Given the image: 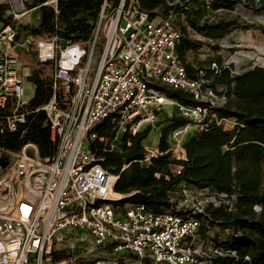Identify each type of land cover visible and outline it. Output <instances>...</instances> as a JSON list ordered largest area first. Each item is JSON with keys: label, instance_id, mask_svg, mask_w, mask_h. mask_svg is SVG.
<instances>
[{"label": "built area", "instance_id": "built-area-1", "mask_svg": "<svg viewBox=\"0 0 264 264\" xmlns=\"http://www.w3.org/2000/svg\"><path fill=\"white\" fill-rule=\"evenodd\" d=\"M57 2L46 3L58 12ZM0 5L17 23L34 12L26 0H0ZM169 13L156 15L140 0H105L92 36L84 42H64L56 35L18 39L17 24L0 20V132L16 131L26 118L29 99L13 52L17 44L53 66V96L43 110L57 143L55 153L46 157L34 143L18 150L0 146V264H121L118 258H102L103 250L122 254L126 261L131 254V264H218L214 257L237 256L235 250L215 245L201 249V222L193 215L155 213L143 203L118 211L113 202L125 195L116 191L120 174L104 168L97 152L99 147L115 149L124 133L135 135L153 125L166 105L190 120L185 128H203L208 122L236 125L235 119L216 113L226 95L210 85L205 71L197 78L188 75L177 53L181 31ZM211 69L220 72L216 62ZM162 85L189 92L198 103L169 97ZM104 123L109 135L96 130ZM177 145L172 154L184 159L182 141ZM144 149V160L163 153ZM172 170L179 174L182 165L173 164ZM183 192L179 206L192 213L202 212L208 202L235 198L215 192L204 204H189L186 185Z\"/></svg>", "mask_w": 264, "mask_h": 264}, {"label": "trees", "instance_id": "trees-1", "mask_svg": "<svg viewBox=\"0 0 264 264\" xmlns=\"http://www.w3.org/2000/svg\"><path fill=\"white\" fill-rule=\"evenodd\" d=\"M48 0H26L33 9L35 22L17 23L5 15L6 5H0V20L12 22L18 27V39L29 35L48 37L56 35L64 42H84L91 38L96 21L105 0H58L57 9ZM117 4L119 0H108ZM141 4L156 15L167 17L170 13H186L190 25L209 38L224 37L238 28L256 26L247 18L264 14V0H140ZM170 2H175L170 5ZM226 9V18L218 13ZM214 21L210 22V18ZM203 20V21H202ZM202 21V22H201ZM175 23V21H174ZM176 24V23H175ZM178 27V26H177ZM179 28V27H178ZM264 31V26H261ZM181 38L177 53L186 66L188 75L197 78L204 70L210 85L226 95L223 106L215 109L220 117L233 118L236 125L229 128L216 122H208L195 132H188L182 141L185 158L173 156L172 134L190 123L176 109L158 121L160 126L159 149L162 154L152 158L151 166L141 164L144 160V141L151 130L147 125L135 135L122 134L113 150L97 149L104 168L120 174L116 191L130 194L128 202L143 203L155 213L171 212L183 216L193 215L201 224L199 234L211 245L235 250L237 256L214 257L218 264H264V67L253 66L242 72L233 73V67L221 66L214 73L196 63L187 62L189 51H198L206 45L202 40L189 37L187 28H179ZM40 63V62H39ZM43 68L28 76L35 92L24 106L25 121L16 131L0 132V146L5 150H18L27 143L38 146L41 156L55 153L57 143L52 140L51 128L43 106L53 96L54 77L44 76ZM221 87L219 90L218 87ZM169 97L182 103L194 105L197 100L184 90L160 86ZM160 114V112H159ZM158 114V116H159ZM103 126L96 130L109 135ZM131 141V145L127 142ZM6 165L7 161L2 160ZM127 167L122 170L124 165ZM173 164L182 165L176 174ZM189 189L209 192H225L234 196L229 203L208 202L202 212L192 213L188 207L179 206L185 198L184 186ZM114 201V206L124 204ZM261 210L257 211L254 206ZM214 233V234H213ZM249 256L250 259H246Z\"/></svg>", "mask_w": 264, "mask_h": 264}, {"label": "rangeland", "instance_id": "rangeland-1", "mask_svg": "<svg viewBox=\"0 0 264 264\" xmlns=\"http://www.w3.org/2000/svg\"><path fill=\"white\" fill-rule=\"evenodd\" d=\"M238 12H246L247 18L255 21L254 24L256 26H249L247 28H238L228 33L224 37L220 38H209L204 35L201 31L193 28L188 22L186 13H172V19L175 21L176 26L179 28L186 27L187 34L190 38L196 40H202L205 43V47L198 51H189L187 53V62L196 63V60H199L203 64L204 67L210 68L213 62H216L219 67L221 66H230L233 67V73L242 72L253 66H261L264 67V31L261 26H264V14H260L257 16H252L249 13L252 10H248L246 8H238ZM221 17L226 18V9L220 10L218 13ZM37 19L36 13L31 12L20 19L21 23L25 22H35ZM203 21V20H202ZM201 21V22H202ZM210 22L214 21V18H210ZM35 44V40H32V45ZM13 52L18 56L20 61V71L25 80V94L24 97L26 99H31L34 93V86L28 80V76L31 72L36 69L43 68L44 76L52 77L53 76V66L51 64H42L39 63L36 53L33 49L27 50L25 47H21L17 44L13 47ZM221 65V66H220ZM220 90L221 87L219 86ZM173 107L171 105H166L158 116L157 121L151 125V130L147 139L144 141V145L148 148H159V138H160V126L158 121L162 120L166 114L171 113ZM192 126L182 127L175 131L172 134L175 135L176 140L173 139V147L176 149L177 144L181 141V138L186 133L190 132L189 129ZM196 128V127H194ZM197 129V128H196ZM191 130V129H190ZM145 157V155H144ZM152 160V159H151ZM151 160H142L141 164L146 166H151ZM190 193L187 194L188 203H200L204 204L205 199L211 200L212 192H207L197 189H190ZM127 195V194H125ZM206 202V201H205ZM131 203L126 201L124 204H120L117 207L118 211H121L126 206H129ZM214 234V233H213ZM198 246L203 250H207L208 246H210V242L204 240L202 238V234H199V240L197 242ZM101 254L102 258H118L121 264H130L129 262L125 263L123 260L117 256H110L112 254L105 253ZM135 256L129 254L128 258L134 259Z\"/></svg>", "mask_w": 264, "mask_h": 264}, {"label": "crops", "instance_id": "crops-1", "mask_svg": "<svg viewBox=\"0 0 264 264\" xmlns=\"http://www.w3.org/2000/svg\"><path fill=\"white\" fill-rule=\"evenodd\" d=\"M190 129H191V130H190ZM190 129H189V131H191V132H195V131L197 130L196 128H194V126L190 127ZM186 134H187V133H186ZM186 134L182 136L181 141H183V139L185 138ZM117 257L124 258V256H123L122 254H121V255H117ZM125 261H126V260H123L124 263H125ZM126 262H129V263L131 264V263L134 262V259H129V258H128V261H126Z\"/></svg>", "mask_w": 264, "mask_h": 264}, {"label": "water", "instance_id": "water-1", "mask_svg": "<svg viewBox=\"0 0 264 264\" xmlns=\"http://www.w3.org/2000/svg\"><path fill=\"white\" fill-rule=\"evenodd\" d=\"M130 197V194L124 195L122 198H120V200H123L124 202L128 201Z\"/></svg>", "mask_w": 264, "mask_h": 264}]
</instances>
